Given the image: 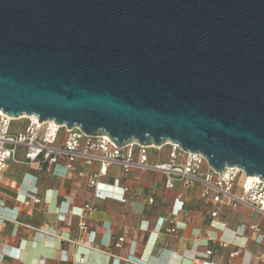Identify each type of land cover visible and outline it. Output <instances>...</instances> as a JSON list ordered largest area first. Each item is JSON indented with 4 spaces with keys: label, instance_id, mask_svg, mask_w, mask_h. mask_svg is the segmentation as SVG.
Instances as JSON below:
<instances>
[{
    "label": "water",
    "instance_id": "1",
    "mask_svg": "<svg viewBox=\"0 0 264 264\" xmlns=\"http://www.w3.org/2000/svg\"><path fill=\"white\" fill-rule=\"evenodd\" d=\"M0 108L264 180V0H0Z\"/></svg>",
    "mask_w": 264,
    "mask_h": 264
},
{
    "label": "crops",
    "instance_id": "2",
    "mask_svg": "<svg viewBox=\"0 0 264 264\" xmlns=\"http://www.w3.org/2000/svg\"><path fill=\"white\" fill-rule=\"evenodd\" d=\"M148 158L165 160L167 148ZM165 178L136 165L102 171L99 160L28 162L19 148L0 171V264H264L263 214L239 204L211 217L199 186L175 179L167 188Z\"/></svg>",
    "mask_w": 264,
    "mask_h": 264
},
{
    "label": "built area",
    "instance_id": "3",
    "mask_svg": "<svg viewBox=\"0 0 264 264\" xmlns=\"http://www.w3.org/2000/svg\"><path fill=\"white\" fill-rule=\"evenodd\" d=\"M14 117L9 116L0 108V171L9 160H14L19 148L24 150L28 162L59 163L65 159V167L70 169L76 159L86 164L99 160L104 167L110 163L120 165L124 171L136 165L141 168L153 169L166 175L165 187L172 188L173 181L179 179L184 185L199 186L200 196L210 203L208 214L215 217L222 207H235L239 204L253 208L264 215V180L258 175H247L238 166H225L222 172H215L200 154L184 150L178 143L168 141L161 145H142L137 141L117 146L107 135H90L78 126L67 128L53 119L38 122L35 114L27 115L26 126L21 132H10L9 125ZM59 141V145L54 143ZM167 148V158L150 161L149 151ZM207 165L209 170H203ZM98 174H93L88 184L94 185ZM152 198L149 199L152 202ZM34 202L40 198L35 197ZM181 208V205L178 209ZM86 210L91 207L87 206ZM177 209V210H178ZM177 212V211H173ZM167 233H174V219L167 217ZM82 230L84 225H80ZM123 237H117L114 245H121ZM212 251L207 249L206 255ZM237 251L229 253L230 256Z\"/></svg>",
    "mask_w": 264,
    "mask_h": 264
},
{
    "label": "rangeland",
    "instance_id": "4",
    "mask_svg": "<svg viewBox=\"0 0 264 264\" xmlns=\"http://www.w3.org/2000/svg\"><path fill=\"white\" fill-rule=\"evenodd\" d=\"M24 117V116H23ZM21 117V119H12L9 125L10 132H21L26 126V118Z\"/></svg>",
    "mask_w": 264,
    "mask_h": 264
},
{
    "label": "bare ground",
    "instance_id": "5",
    "mask_svg": "<svg viewBox=\"0 0 264 264\" xmlns=\"http://www.w3.org/2000/svg\"><path fill=\"white\" fill-rule=\"evenodd\" d=\"M23 116H24V117H23ZM21 117L26 118L27 115H26V114H21V115H19V116H17V117H14V119H21Z\"/></svg>",
    "mask_w": 264,
    "mask_h": 264
}]
</instances>
